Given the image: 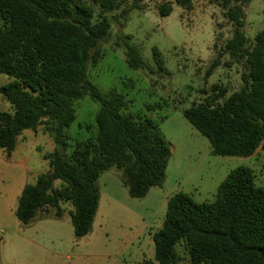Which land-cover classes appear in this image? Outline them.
<instances>
[{
    "label": "trees",
    "instance_id": "1",
    "mask_svg": "<svg viewBox=\"0 0 264 264\" xmlns=\"http://www.w3.org/2000/svg\"><path fill=\"white\" fill-rule=\"evenodd\" d=\"M250 1L215 0L232 31L205 73L208 77L227 55L226 66L242 65L240 88L226 97V90L213 85L210 95L182 111L214 156L248 158L264 137V28L248 44L242 29ZM122 2L0 0V75L10 79L0 96L11 109L0 112V152L10 156L18 138L40 125L56 146L43 156L48 171L26 184L18 197L14 216L22 226L37 217L47 219L39 214L49 211L60 219L61 204H68L73 236L84 238L99 205L96 181L110 169L119 172L131 199L163 184L171 150L157 125L146 116L125 114L120 94L111 89L103 97L87 79L88 64L95 66L102 58L96 47L109 32L107 15ZM174 2L192 8V0ZM157 11L163 18L172 8L161 5ZM123 45L126 65L145 68L138 49ZM152 57L164 71L155 48ZM85 97L98 105L95 134L75 143L67 155L64 130L75 120L74 104ZM151 238L154 256L148 264H179L178 245L189 264H264V188L254 184L249 168L238 167L220 182L212 202L197 203L177 192L167 200L162 227Z\"/></svg>",
    "mask_w": 264,
    "mask_h": 264
},
{
    "label": "rangeland",
    "instance_id": "2",
    "mask_svg": "<svg viewBox=\"0 0 264 264\" xmlns=\"http://www.w3.org/2000/svg\"><path fill=\"white\" fill-rule=\"evenodd\" d=\"M167 4L171 13L159 17L157 8ZM134 5L140 9H132ZM262 10V0H251L244 8L242 31L248 44L264 28ZM107 18L109 32L96 47L102 58L95 66L88 64L87 79L103 97L111 89L120 94L125 114L146 116L157 125L171 149L163 184L141 199H131L119 172L110 169L96 181L99 205L84 238L73 236L68 204H61L60 219L49 211L39 214L47 219L37 217L22 226L14 216L18 197L26 184L48 171L43 156L56 147L45 125L25 131L10 156L0 152V264H148L154 256L150 234L162 227L166 196L182 192L194 202H212L220 182L238 167L249 168L254 184L264 188V159L212 155L207 139L182 116L183 110L210 95L213 85L226 90V97L241 86L242 65L226 66L227 55H221V65L205 77L232 31L215 0H192L189 11L174 0H123ZM125 42L138 49L145 68L126 65ZM152 48L159 52L164 71L157 69ZM9 81L0 75V87ZM10 111L0 96V112ZM74 111V122L64 130L67 155L75 143L95 134L98 105L85 97L74 104ZM176 251L179 264H189L183 246Z\"/></svg>",
    "mask_w": 264,
    "mask_h": 264
},
{
    "label": "crops",
    "instance_id": "3",
    "mask_svg": "<svg viewBox=\"0 0 264 264\" xmlns=\"http://www.w3.org/2000/svg\"><path fill=\"white\" fill-rule=\"evenodd\" d=\"M170 150H171V149H170ZM250 158H255V159L262 158V159H264V137H263V140H262V142L260 143L259 147L256 149L255 153H254L252 156H250V157H248V158H246V159H250ZM170 197H171V196H168V197L166 196V197L164 198V201L162 202L161 205H165V206H166L167 200H168ZM150 235H152V234H150Z\"/></svg>",
    "mask_w": 264,
    "mask_h": 264
}]
</instances>
